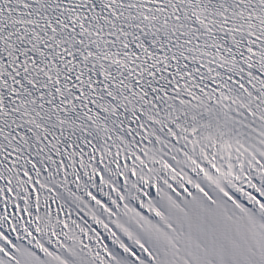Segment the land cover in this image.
Returning a JSON list of instances; mask_svg holds the SVG:
<instances>
[{"label": "snow or ice", "instance_id": "obj_1", "mask_svg": "<svg viewBox=\"0 0 264 264\" xmlns=\"http://www.w3.org/2000/svg\"><path fill=\"white\" fill-rule=\"evenodd\" d=\"M0 264H264V0H0Z\"/></svg>", "mask_w": 264, "mask_h": 264}]
</instances>
